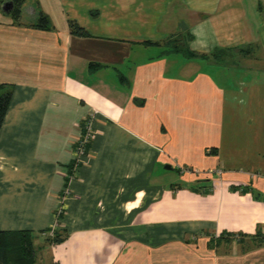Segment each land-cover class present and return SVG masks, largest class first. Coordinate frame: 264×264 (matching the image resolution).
Instances as JSON below:
<instances>
[{
  "label": "crops",
  "instance_id": "obj_1",
  "mask_svg": "<svg viewBox=\"0 0 264 264\" xmlns=\"http://www.w3.org/2000/svg\"><path fill=\"white\" fill-rule=\"evenodd\" d=\"M4 4L0 231L66 233L58 264H264V7L27 0L16 22Z\"/></svg>",
  "mask_w": 264,
  "mask_h": 264
},
{
  "label": "trees",
  "instance_id": "obj_2",
  "mask_svg": "<svg viewBox=\"0 0 264 264\" xmlns=\"http://www.w3.org/2000/svg\"><path fill=\"white\" fill-rule=\"evenodd\" d=\"M27 0H2L4 3H12L13 9L10 15L16 22H20L22 18L23 7ZM36 26L48 28L50 21L48 16L39 11ZM73 34L78 36H88L87 31L75 22H70ZM146 42L145 44H148ZM176 40L169 42L171 48H177ZM193 55L192 52L189 55ZM12 100V91L7 85L0 84V132L2 130L8 108ZM46 232V231H44ZM66 233H55L52 239H48L52 245L64 242L67 238ZM38 252L35 247V235L33 231H0V264H37ZM46 264H58L54 260Z\"/></svg>",
  "mask_w": 264,
  "mask_h": 264
},
{
  "label": "rangeland",
  "instance_id": "obj_3",
  "mask_svg": "<svg viewBox=\"0 0 264 264\" xmlns=\"http://www.w3.org/2000/svg\"><path fill=\"white\" fill-rule=\"evenodd\" d=\"M245 1H246V6L248 8H250V9L246 10V14H251V16L253 15L252 14L253 9H251V8H252V5H254V3L256 1H257V4H259L260 6L264 7V0H245ZM254 21H255V19H254ZM199 31L202 32V34H204L203 37H205L207 42H210L212 40L211 39L212 32L210 34V29H209V27L207 25H204ZM236 33L238 34L237 30H236ZM212 52H213V57H215L214 51H212ZM257 53H255V54H257ZM224 61H228V58L227 59L224 58ZM242 62H245V64H248L247 61H243L242 60ZM262 65L264 66V62L261 59H257V60L254 59L252 61V67L254 69H257L258 67H261ZM221 82L223 84V81H221ZM188 173H190L189 175H193L191 173H194L195 175L198 174V172H196V171H189ZM213 174L214 175L216 174V177H218V179L222 180V176H223V170L222 169H216V171H214ZM173 176L175 177V174ZM60 198H61L62 203H61V207L59 208V213L56 216L57 217L56 227L59 226V223H60V221L62 219L63 212H64V208L63 207L65 205V199H63V198H67V196L64 197V195H62V197H60ZM56 231H57V228L54 227L52 230H49V231L45 232L46 233L45 237L44 236L42 237L40 235L39 238L35 239V247H36V250L39 251L38 254H37L38 255L37 264H46V263L50 262L51 260H53V259H51V253H50V245H52V244L49 241H47V240L48 239H52L55 236ZM40 246H42L43 249ZM39 248H41L42 250L40 251Z\"/></svg>",
  "mask_w": 264,
  "mask_h": 264
},
{
  "label": "built area",
  "instance_id": "obj_4",
  "mask_svg": "<svg viewBox=\"0 0 264 264\" xmlns=\"http://www.w3.org/2000/svg\"><path fill=\"white\" fill-rule=\"evenodd\" d=\"M93 122H94V115H91L89 120H88V130H89V134H91V130H92V126H93ZM90 137V135H89ZM89 137L87 136L86 138L81 139L80 141H78L77 143V148L74 151V164L76 166L79 165V163L82 161V158L85 155L86 152V146L89 140ZM74 177V176H73ZM70 180V178H69ZM64 192L68 195L70 193V186H66L64 189Z\"/></svg>",
  "mask_w": 264,
  "mask_h": 264
},
{
  "label": "water",
  "instance_id": "obj_5",
  "mask_svg": "<svg viewBox=\"0 0 264 264\" xmlns=\"http://www.w3.org/2000/svg\"><path fill=\"white\" fill-rule=\"evenodd\" d=\"M13 9V4L12 3H5L3 6V10L7 11L9 13ZM167 169L171 170L172 168L170 166L166 167Z\"/></svg>",
  "mask_w": 264,
  "mask_h": 264
}]
</instances>
